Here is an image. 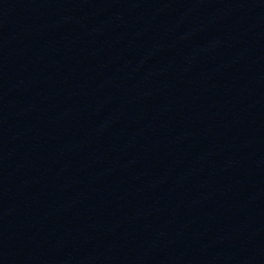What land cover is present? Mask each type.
Masks as SVG:
<instances>
[{"label": "water", "instance_id": "1", "mask_svg": "<svg viewBox=\"0 0 264 264\" xmlns=\"http://www.w3.org/2000/svg\"><path fill=\"white\" fill-rule=\"evenodd\" d=\"M0 264H264V0H0Z\"/></svg>", "mask_w": 264, "mask_h": 264}]
</instances>
